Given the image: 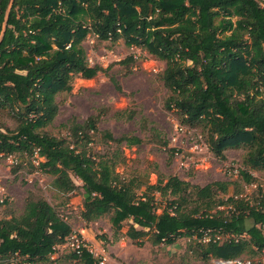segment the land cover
I'll return each instance as SVG.
<instances>
[{
	"label": "trees",
	"instance_id": "16d2710c",
	"mask_svg": "<svg viewBox=\"0 0 264 264\" xmlns=\"http://www.w3.org/2000/svg\"><path fill=\"white\" fill-rule=\"evenodd\" d=\"M10 2L0 0V111L9 113L17 126L0 127V157L17 159L13 173L38 155L43 161L30 166L52 176L57 192L82 189L86 223L110 216L118 236L131 221L124 236L138 246L146 239L172 246L180 238L195 237L196 246L189 251L203 262L255 264L250 258L264 253V195L254 202L242 197L237 182L199 187L177 176L164 182L159 175L153 185L148 176L120 174L124 147L140 146L143 140L105 132L115 149L95 158L87 148L98 132L97 117L84 124L73 119L70 137L41 129L57 114L56 95L68 91L75 78L92 80L107 71L90 65L83 46L87 37L124 40L165 62L164 108L177 112L181 124L201 128L216 157L225 160L224 151L231 146L244 150L239 174L245 186L252 184L249 170H264V0H13L9 11ZM134 63L130 56L120 65ZM115 115L128 122L136 111ZM142 128L152 143L168 147L146 120ZM231 185L233 196L218 200V193L227 194ZM154 192L171 197L161 214ZM216 203L229 208L212 212ZM73 235L55 207L30 195L19 216L0 220V262H47ZM68 259L100 264L86 248L72 251Z\"/></svg>",
	"mask_w": 264,
	"mask_h": 264
},
{
	"label": "rangeland",
	"instance_id": "374dc122",
	"mask_svg": "<svg viewBox=\"0 0 264 264\" xmlns=\"http://www.w3.org/2000/svg\"><path fill=\"white\" fill-rule=\"evenodd\" d=\"M83 46L90 65H100L107 71L99 73L92 80L75 78L68 91L58 93L57 114L51 123L41 129L42 132L62 138L70 137L69 127L73 119L84 124L89 118L97 117L98 132L93 144L87 148L88 153L95 158L104 154L109 147L115 149V145L106 139L105 132L111 133L114 138L130 136L143 140L140 146L124 147L126 162L118 165L117 172L120 174L128 177L135 174L148 176L149 183L153 185L157 184L159 175L164 177V182L170 176H177L192 186L199 187L218 181L237 182L242 197L254 202L261 194L264 195V170H249L254 178L250 185L245 186L240 178L239 172L244 169V150L231 146L224 151L226 159L220 160L209 150L201 128L181 124L177 112L164 108L167 90L161 75L166 67L165 62L139 48L127 46L124 40L103 42L94 36H88ZM130 56L134 57V64L120 65L121 61ZM112 79L119 84L122 92H118ZM127 109L136 111L132 121L116 117L117 112ZM145 120L149 126L157 129L160 139L168 141L167 148L151 142L149 133L142 128ZM16 126L9 113L0 111V127L3 130H13ZM41 161L43 159L36 155L26 161L21 170L13 173L17 159L0 157V220L19 216L25 208L27 198L33 195L45 199L57 209L71 225L73 236H81L100 264H215V260L203 262L193 256L192 250L189 251L190 247L196 246L195 237L180 238L172 246L154 245L146 239L143 246H138L124 236L131 221L125 222L118 236L114 234L110 216L86 223L81 217L82 189L69 195L57 192L52 187V176L30 166L32 163L33 167H38ZM74 180L77 185H82L77 178ZM144 190L142 188L138 194L141 196ZM235 190L231 185L228 193L219 192L217 199L226 200L233 196ZM152 194L156 199L157 214H161L171 197L162 196L160 192ZM227 208L229 207H219L216 203L211 211ZM71 252V248L61 245L49 261L37 264H78L68 259ZM250 259L255 264H264V253ZM20 262V259H10V264Z\"/></svg>",
	"mask_w": 264,
	"mask_h": 264
},
{
	"label": "built area",
	"instance_id": "2783aa9c",
	"mask_svg": "<svg viewBox=\"0 0 264 264\" xmlns=\"http://www.w3.org/2000/svg\"><path fill=\"white\" fill-rule=\"evenodd\" d=\"M65 247L71 248L72 251H79L81 248L89 250L85 241L76 236H71L66 240ZM91 252V250H89ZM92 253V252H91ZM215 264H253L250 260H215Z\"/></svg>",
	"mask_w": 264,
	"mask_h": 264
},
{
	"label": "water",
	"instance_id": "95a60500",
	"mask_svg": "<svg viewBox=\"0 0 264 264\" xmlns=\"http://www.w3.org/2000/svg\"><path fill=\"white\" fill-rule=\"evenodd\" d=\"M12 2H13V0H11V2H10V4H9V8H8L9 11H10V9H11ZM5 26H6V23L4 24V29H5ZM1 39H2V38H0V41H1Z\"/></svg>",
	"mask_w": 264,
	"mask_h": 264
}]
</instances>
